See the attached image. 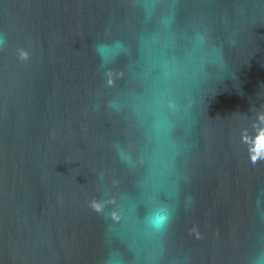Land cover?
<instances>
[{
    "label": "water",
    "instance_id": "obj_1",
    "mask_svg": "<svg viewBox=\"0 0 264 264\" xmlns=\"http://www.w3.org/2000/svg\"><path fill=\"white\" fill-rule=\"evenodd\" d=\"M250 155L264 0H0V264H264Z\"/></svg>",
    "mask_w": 264,
    "mask_h": 264
},
{
    "label": "clouds",
    "instance_id": "obj_2",
    "mask_svg": "<svg viewBox=\"0 0 264 264\" xmlns=\"http://www.w3.org/2000/svg\"><path fill=\"white\" fill-rule=\"evenodd\" d=\"M99 51V50H98ZM254 139V138H253ZM249 152H251V150L249 149ZM261 159H264V158H261V157H257L256 159H251V155L249 156V160L251 163L255 164L258 160H261ZM166 219V217H158L155 221L156 225L157 226H160L164 223V220ZM199 237V235L197 236Z\"/></svg>",
    "mask_w": 264,
    "mask_h": 264
}]
</instances>
